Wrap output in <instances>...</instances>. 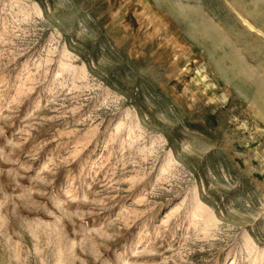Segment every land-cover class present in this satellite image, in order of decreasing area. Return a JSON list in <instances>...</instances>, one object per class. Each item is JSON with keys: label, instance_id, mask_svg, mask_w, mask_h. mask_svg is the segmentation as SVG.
<instances>
[{"label": "rangeland", "instance_id": "obj_1", "mask_svg": "<svg viewBox=\"0 0 264 264\" xmlns=\"http://www.w3.org/2000/svg\"><path fill=\"white\" fill-rule=\"evenodd\" d=\"M0 264H264V0H0Z\"/></svg>", "mask_w": 264, "mask_h": 264}, {"label": "bare ground", "instance_id": "obj_2", "mask_svg": "<svg viewBox=\"0 0 264 264\" xmlns=\"http://www.w3.org/2000/svg\"><path fill=\"white\" fill-rule=\"evenodd\" d=\"M234 6V5H233ZM234 8V7H233ZM236 12L239 14V17H241V20L242 22H244L246 25H248V27L252 28V29H255V30H259V31H262L258 28H256V26L251 22V19H254V17L251 16V13L249 11H247L245 9V7H242V6H238V8L236 7ZM235 12V13H236ZM236 14V15H238ZM248 16H250L251 19L248 18ZM194 25L197 27L198 26V29L197 31H200V27H199V24L194 23ZM258 31V32H259ZM261 33V32H260Z\"/></svg>", "mask_w": 264, "mask_h": 264}]
</instances>
